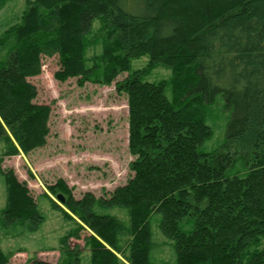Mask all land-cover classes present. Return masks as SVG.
Here are the masks:
<instances>
[{
  "label": "trees",
  "instance_id": "obj_1",
  "mask_svg": "<svg viewBox=\"0 0 264 264\" xmlns=\"http://www.w3.org/2000/svg\"><path fill=\"white\" fill-rule=\"evenodd\" d=\"M8 2L0 0V14ZM21 9L0 23L8 150L17 151L11 137L25 153L48 143L53 110L36 102L30 80L43 58H58V81L81 86H108L144 56L172 72L117 83L133 157L125 186L80 200L61 182L54 191L81 222L68 237L84 241L90 264H264V0H26ZM216 128L225 139L208 150ZM3 178L2 224L34 233L46 220L37 200L11 171ZM119 209L127 220L108 213ZM62 243L59 264H79L82 252ZM166 245L169 260L157 256Z\"/></svg>",
  "mask_w": 264,
  "mask_h": 264
},
{
  "label": "rangeland",
  "instance_id": "obj_2",
  "mask_svg": "<svg viewBox=\"0 0 264 264\" xmlns=\"http://www.w3.org/2000/svg\"><path fill=\"white\" fill-rule=\"evenodd\" d=\"M25 1L9 0L0 14V23L9 22L22 10ZM42 61V74L30 80L38 88L36 102L52 107L51 131L47 145L29 153H25L13 137L11 143L17 148L16 152L8 150L6 143H0V247L7 255V264H30L36 259L59 264L64 259L62 242L66 239L67 251L82 252L79 264H90V250L85 249L84 241L68 237L81 222L54 191L62 189L58 187L61 182L67 187L62 189L63 193L67 192L66 196L70 191L71 196L80 200L86 193L100 198L125 186L133 175L129 106L127 95L117 92V86L135 72L145 71L142 80L150 82L170 79L172 72L165 67H150L149 56H144L132 60L131 71L122 72L108 86L90 82L81 86L76 78L63 82L56 79L60 68L57 57ZM218 126L222 128V124ZM222 132L216 128L214 139L206 144L208 150H216L224 141ZM9 171L29 189L45 215V223L34 233L9 229L2 224V215L8 208L3 174ZM108 213L127 220L124 210ZM159 248L158 258L169 260L172 256L169 246Z\"/></svg>",
  "mask_w": 264,
  "mask_h": 264
},
{
  "label": "water",
  "instance_id": "obj_3",
  "mask_svg": "<svg viewBox=\"0 0 264 264\" xmlns=\"http://www.w3.org/2000/svg\"><path fill=\"white\" fill-rule=\"evenodd\" d=\"M57 198L63 203L66 204V198L62 194H57Z\"/></svg>",
  "mask_w": 264,
  "mask_h": 264
}]
</instances>
